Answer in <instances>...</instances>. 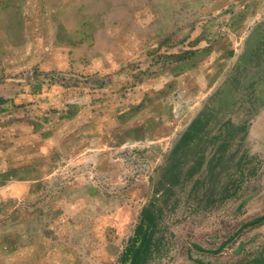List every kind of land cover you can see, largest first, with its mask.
<instances>
[{"label":"rangeland","instance_id":"rangeland-1","mask_svg":"<svg viewBox=\"0 0 264 264\" xmlns=\"http://www.w3.org/2000/svg\"><path fill=\"white\" fill-rule=\"evenodd\" d=\"M251 6L0 0V264H264Z\"/></svg>","mask_w":264,"mask_h":264},{"label":"trees","instance_id":"trees-1","mask_svg":"<svg viewBox=\"0 0 264 264\" xmlns=\"http://www.w3.org/2000/svg\"><path fill=\"white\" fill-rule=\"evenodd\" d=\"M148 212H150V210L144 211L141 224L137 227L135 235L129 241L130 245L128 246L127 251L124 255L125 257L122 264H127L129 263V261H131L130 264H143L145 251V248L143 251V244L147 240L145 234V225L147 227V222L145 224V220L147 219L148 221L150 219V217L148 216ZM262 220H264V216L255 219L254 221H252V223H258Z\"/></svg>","mask_w":264,"mask_h":264},{"label":"crops","instance_id":"crops-1","mask_svg":"<svg viewBox=\"0 0 264 264\" xmlns=\"http://www.w3.org/2000/svg\"><path fill=\"white\" fill-rule=\"evenodd\" d=\"M252 3V6L254 7L252 9L254 10H264V0H249ZM251 6V7H252ZM262 18H264V12L261 14ZM254 22L256 23L257 20L255 19ZM258 25H261V20L258 21ZM249 37L246 39V41H249L251 39V34L248 35Z\"/></svg>","mask_w":264,"mask_h":264}]
</instances>
